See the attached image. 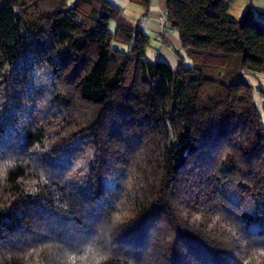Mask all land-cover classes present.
Listing matches in <instances>:
<instances>
[{
	"label": "trees",
	"instance_id": "trees-1",
	"mask_svg": "<svg viewBox=\"0 0 264 264\" xmlns=\"http://www.w3.org/2000/svg\"><path fill=\"white\" fill-rule=\"evenodd\" d=\"M235 1L165 0L172 69L109 0H0V264H264V10Z\"/></svg>",
	"mask_w": 264,
	"mask_h": 264
},
{
	"label": "crops",
	"instance_id": "crops-1",
	"mask_svg": "<svg viewBox=\"0 0 264 264\" xmlns=\"http://www.w3.org/2000/svg\"><path fill=\"white\" fill-rule=\"evenodd\" d=\"M109 1L113 5L121 8L125 16L130 21H136L138 25L140 23L139 27H141L144 32H146L148 29L149 31H153V37H155L157 40H160V49L156 50L155 53H162L161 58L164 59L172 69L177 68L179 64V58L174 53V51H171L173 47L172 39L173 41L176 39L173 35L174 31L169 28L167 23L164 22V19H162L165 17V0H150L146 9L140 4L134 3L131 0ZM238 2H241V4L237 5V11L239 14L248 4H250L252 9L255 11L264 10V0H251L250 2L246 1L245 5L243 1L236 0L231 5V7L236 5ZM149 35L150 34H148V36ZM178 44L180 47L179 40ZM261 85L264 87V84Z\"/></svg>",
	"mask_w": 264,
	"mask_h": 264
},
{
	"label": "rangeland",
	"instance_id": "rangeland-1",
	"mask_svg": "<svg viewBox=\"0 0 264 264\" xmlns=\"http://www.w3.org/2000/svg\"><path fill=\"white\" fill-rule=\"evenodd\" d=\"M239 1H243L245 5L247 0H239ZM239 4H241V2H238L236 5L230 7L229 13L231 15L236 16V17L239 16V13L237 11V5ZM152 32L153 31H149V29L145 32L147 34H150L149 37L151 36L150 44L145 49V58L150 61L154 60L156 56L159 58L162 57V53H159V54L155 53L156 50L160 49V40H157L155 37H153ZM173 35L175 36L176 39L174 41L172 39L173 47L171 51H174L175 53V51L179 49V44H178V38H177L175 31L173 32ZM182 64L183 66H192V60L189 57H185ZM171 66H174V65H171ZM245 78L254 87L256 88L263 87L261 84H264V71L256 73V74L247 73L245 74ZM253 96H254V102L256 104V107L262 116V121H263V126H264V96L261 95L257 91H254Z\"/></svg>",
	"mask_w": 264,
	"mask_h": 264
},
{
	"label": "built area",
	"instance_id": "built-area-1",
	"mask_svg": "<svg viewBox=\"0 0 264 264\" xmlns=\"http://www.w3.org/2000/svg\"><path fill=\"white\" fill-rule=\"evenodd\" d=\"M162 19H164V18H162Z\"/></svg>",
	"mask_w": 264,
	"mask_h": 264
}]
</instances>
